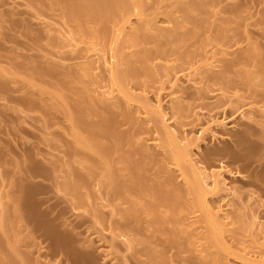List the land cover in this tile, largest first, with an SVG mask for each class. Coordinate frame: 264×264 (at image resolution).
<instances>
[{"label":"rangeland","instance_id":"1","mask_svg":"<svg viewBox=\"0 0 264 264\" xmlns=\"http://www.w3.org/2000/svg\"><path fill=\"white\" fill-rule=\"evenodd\" d=\"M133 1L95 18L91 6L71 17L72 0H0V264H213L218 254L219 264L264 262L255 243L264 242V83L241 75L264 72V0H139L143 10ZM112 53L139 101L112 82L103 62ZM144 99L162 103L171 132L208 170L224 167L233 190L214 188L207 201L229 213L230 251L209 244ZM241 137L253 154L239 152ZM19 182L34 189L23 212L13 206ZM157 190L179 202L174 216Z\"/></svg>","mask_w":264,"mask_h":264},{"label":"bare ground","instance_id":"2","mask_svg":"<svg viewBox=\"0 0 264 264\" xmlns=\"http://www.w3.org/2000/svg\"><path fill=\"white\" fill-rule=\"evenodd\" d=\"M74 3H73V6H72V4L68 7H66L67 9L66 10H68L67 12H69V15L71 16V17H78V16H80V15H83V11L84 10H86L85 9V6L87 7V6H91L92 7V9H91V11H90V15H92L93 17H98L99 15H102L103 13L104 14H111V13H109V12H116V10H123V11H125V12H127L129 9H130V6H132V0L129 2L128 0H72ZM129 2V3H128ZM134 3H133V5H134V7L136 6V8H139L140 10L142 9L143 10V1H139V0H134L133 1ZM143 4V5H142ZM72 6V7H71ZM201 6V5H200ZM199 5H197L196 7H200ZM138 9V10H139ZM88 12V11H87ZM142 12V11H141ZM103 14V15H104ZM186 16V18L189 20L191 17H190V15H188V14H186L185 15ZM83 26V25H82ZM80 28H82V27H80ZM83 29V28H82ZM86 31V30H85ZM86 32H88V31H86ZM141 34H142V32H141ZM125 36L126 35H124V38H125ZM123 38V37H122ZM130 39H132V40H134V42H139V41H142V40H144V39H147V38H144L143 36H135V35H133V36H131L130 37ZM75 45V44H74ZM147 53V52H146ZM100 57V56H99ZM115 58H116V56L112 53V55H110L109 57L107 56H104L103 57V62L105 63V65L107 66V70H108V72L110 73V75H112V78H111V80H113L112 82H115V84H117V90L120 92V90H121V92H123V96L125 95V98L127 97L129 100H134V101H136L137 100V98L139 97H136L135 95H133L132 94V92H129L128 91V88L126 87H124L125 86V84H124V74H122L121 72H120V70H119V68H118V66H116V62L117 61H115ZM95 60V59H94ZM113 61H115V62H113ZM92 62V61H91ZM85 64V66H83V69L86 71V72H88L89 70H91V69H93L92 68V64L91 63H84ZM95 64V63H94ZM94 67V66H93ZM263 68V67H262ZM132 69V68H131ZM132 70H134V69H132ZM262 70V69H261ZM42 71V70H41ZM53 71V70H52ZM44 72V71H43ZM91 72V71H90ZM89 72V73H90ZM263 72V71H262ZM260 73V74H256V73H251V72H245V73H243L242 72V78H243V80L245 81V82H247V83H249V84H254L253 82H252V80L253 79H255V77H257L258 76V78L257 79H255V80H258L257 82H259L260 84H262V83H264V72L263 73ZM47 73V72H46ZM45 73V74H46ZM54 73H55V71H54ZM87 74V73H86ZM41 75V74H40ZM49 75V74H48ZM52 75V74H51ZM90 75V74H89ZM260 77V78H259ZM255 82V81H254ZM255 83V84H258V83ZM111 85H112V83H110ZM115 84H114V86H115ZM110 85V86H111ZM263 85V84H262ZM118 88H120V89H118ZM116 89V88H115ZM116 90H114V88H112L111 87V90L110 91H108V92H106L105 94H106V98H109V97H107L108 95H110V97H112V95H113V93L115 92ZM117 91V92H118ZM120 92V93H121ZM104 93V92H103ZM104 94V95H105ZM122 94V93H121ZM80 95H82L83 96V94H80ZM103 95V94H102ZM81 96V97H82ZM84 97V96H83ZM82 97V98H83ZM140 98V97H139ZM104 99V98H103ZM146 99V98H145ZM144 99V101H143V103L145 104H143V103H141V104H143L144 105V107H146V106H148L147 108H149L148 110H150V113L151 112H153L154 114H158L159 115V119H160V123L162 124V126H163V132H165L166 133V135L164 134V139L163 140H165L164 141V145H165V147L166 148H168V151H170V153H171V155H172V157H173V159H174V161L176 162V164H178V166H180L182 169H183V175L185 176V180H187V183H188V192H189V194L190 195H192V197H193V203H194V206L196 207V209L198 210V211H201L202 212V217H203V219H204V222H205V226H206V232H207V240H208V242H209V244H211L212 245V247H215V249L216 250H218V252L219 251H223L224 250V252L226 253V251H230L229 249H227L228 247H226L227 245H226V242L227 241H225V238H224V236H225V229H224V227L226 226V225H228V222L226 221V220H228L229 219V213H227V210L226 209H222L221 208V206L218 208H215V207H212L211 205H209V203H208V201H207V195L210 193V191L212 190V189H214V188H219V189H225V188H227L228 187V184L223 180V177H222V169H224V167H220V169L218 170V171H213V170H208V168L201 162V160L199 159V157L198 158H194L193 157V152H191L192 150L190 149L191 147H190V142L189 141H186V142H184V141H182V140H180L179 141V139H178V136L175 134V133H173V132H171V130L169 129L170 127H168V124H166V122L167 121H165V118H164V116H165V112L166 111H164V107H162L161 106V104H158V105H151L150 104V102L149 101H146ZM105 100V99H104ZM107 100H109V99H107ZM133 101V102H134ZM137 101H139V100H137ZM142 101V100H141ZM86 103V102H85ZM159 103V102H158ZM87 105V104H86ZM89 105V104H88ZM82 107H84L83 105H81ZM90 106V105H89ZM244 106V105H243ZM90 108V107H89ZM92 108V107H91ZM90 108V109H91ZM92 111H94V110H92ZM147 112V111H146ZM93 113H97V112H93ZM244 115V114H243ZM79 116V115H78ZM157 116V115H156ZM83 119V118H82ZM157 119V118H156ZM96 120V119H95ZM77 121V120H76ZM75 121V122H76ZM82 121V120H81ZM97 123V122H96ZM87 124V123H86ZM94 124V123H93ZM112 124V123H111ZM81 125V124H80ZM89 126V125H88ZM91 126V125H90ZM94 126V125H93ZM96 129V128H95ZM94 129V130H95ZM162 129V128H161ZM97 131H100V130H98V129H96ZM103 130V129H102ZM92 131V130H91ZM90 131V132H91ZM111 131V130H110ZM94 132V131H93ZM99 133V132H98ZM103 134V133H102ZM105 134V133H104ZM96 135V134H95ZM94 134H93V137L95 136ZM97 136V135H96ZM77 138H79L78 136H76V139ZM248 138V137H247ZM80 139H82V138H79L78 140H77V142H81L82 143V141H80ZM248 139H250V138H248ZM89 141V140H88ZM85 141L83 140V143H84ZM239 142H240V145H241V151H239V152H246V154H247V156L248 155H251V154H253L254 152H255V148H254V145L252 144V143H250V142H248V140H246L245 138H243V137H241V139H239ZM88 145V144H87ZM192 145V144H191ZM257 145V144H256ZM240 147V146H239ZM101 148H102V145H101ZM199 148V147H198ZM259 149H260V147H259ZM167 150V149H166ZM103 153V152H102ZM105 153V152H104ZM234 153V152H233ZM258 153V152H257ZM261 153V152H260ZM195 154V153H194ZM240 154H242V153H240ZM196 155V154H195ZM236 155H238V158H241V155L239 156V154H236ZM243 156V155H242ZM247 156H245V157H247ZM245 159V158H244ZM243 159V160H244ZM234 160H235V158H234ZM242 160V159H241ZM239 161H240V159H239ZM248 163H249V161H248ZM105 164V163H104ZM110 165V164H109ZM27 168H30V167H27ZM104 169V168H103ZM128 169V168H127ZM29 171V170H28ZM27 171V172H28ZM30 173H39V170L37 169V168H34V167H32L31 166V168H30V171H29ZM104 172H107V176L109 177V179L110 180H113L112 178V173H113V169H111V166H107V164H106V169L104 170ZM130 172V171H129ZM42 173V172H41ZM41 173H40V175H41ZM43 173H44V171H43ZM47 174V173H46ZM37 175V174H36ZM25 176H27V175H25ZM28 177H29V174H28ZM75 178L76 179H78V180H82V178L78 175V174H75ZM222 178V179H221ZM26 179V178H25ZM24 179H22L21 180V182L23 181ZM21 182H19V184H20V186H19V184H18V187H20L19 188V190H18V192H17V194L16 195H14V197H13V206H19L20 207V210L19 209H17L16 207H15V211L17 212V211H22V210H26V206H27V204H28V199H29V197H31L30 195H31V193H33V191H31V187H28V188H30V189H27L25 186H21L22 185V183ZM24 185V184H23ZM22 187V188H21ZM65 187H67V188H70V189H72V191L73 190H77L78 189V185L77 184H74V183H69V182H66L65 183ZM160 188V187H159ZM18 189V188H17ZM227 189H230V190H233V188L231 189V186L229 187V188H227ZM32 190H34V189H32ZM156 190V189H155ZM175 190V189H174ZM179 190H181V189H179ZM183 191V190H182ZM77 192V191H76ZM75 192V193H76ZM156 192V194H154L153 196H154V198H156L157 200H164V201H167L168 199H169V201L171 202V203H169L168 204V209L170 210V212L173 214L174 213V208H176L177 207V205L179 204V202L178 201H175L174 199H170V196H169V193L171 192V191H169V193H168V195H167V193H165L164 195H162L163 193V191L161 192V191H159V192H161L162 194H161V196L158 194L159 192H158V190L157 191H155ZM158 192V193H157ZM36 193V192H35ZM166 196V197H165ZM31 199V198H30ZM172 200H174V201H172ZM169 201H167V203L169 202ZM178 203V204H177ZM133 205V204H132ZM155 205V204H154ZM152 203H151V205L150 204H148V205H146V210L148 211V212H153L154 213V215L155 216H157V213L155 212V206H154ZM135 206V205H134ZM18 207V208H19ZM140 207V206H139ZM6 208V207H5ZM134 209V208H133ZM138 210V209H137ZM174 210V211H173ZM6 211V210H5ZM9 211V210H8ZM14 211V210H13ZM7 212V211H6ZM23 212V211H22ZM25 212V211H24ZM31 212V211H30ZM29 212V213H30ZM3 213V212H2ZM25 213H27V212H25ZM222 213V214H221ZM15 214V216L16 215H19L18 213L16 214V213H14ZM129 214V213H128ZM152 214V213H151ZM176 214V213H175ZM175 214H173V216L175 215ZM1 215H5V214H1ZM153 215V214H152ZM20 216H22V214H20ZM155 216H154V218H155ZM17 217H19V216H17ZM158 217H159V215H158ZM158 217H156L155 219H154V224H156V223H161V221H164V220H162L163 218L162 217H160L161 219H159ZM171 217H172V215H171ZM20 218V217H19ZM165 218V217H164ZM168 218V217H167ZM2 219H4L3 218V216H2ZM0 220V221H4V220ZM181 219V218H180ZM225 220V221H224ZM43 221V220H42ZM151 221H153V218H152V220ZM150 221V223H152ZM165 222V221H164ZM180 222V221H179ZM230 222V221H229ZM1 223V222H0ZM4 222H3V224L1 223V225H3L4 226ZM153 224V223H152ZM0 225V226H1ZM40 225V224H39ZM160 225V224H159ZM257 225V224H256ZM42 228H44V232H46L45 233V235H47V236H50V237H52L51 235H53V234H51V231H53V230H51V228H49L48 226H44V225H40ZM261 226V225H260ZM158 227V226H157ZM161 228V227H160ZM6 229V228H5ZM257 229H259V228H257ZM186 230V229H185ZM43 231V230H42ZM227 231V230H226ZM191 232V231H190ZM194 232V231H193ZM259 232V231H258ZM54 233V232H53ZM174 233V232H173ZM192 233V232H191ZM230 233V232H229ZM55 234V233H54ZM55 235H57V234H55ZM174 235V234H173ZM193 235V234H192ZM262 235V234H261ZM49 237V238H50ZM54 237H58L57 239L58 240H60V242H61V239H59L60 237L59 236H54L53 235V238ZM175 237V236H174ZM173 236H172V238H174ZM258 238L257 239H259V240H261V238L259 237V236H257ZM256 238V237H255ZM175 239V238H174ZM191 239H193V238H191ZM257 239H256V244L259 242V245H256V247L257 248H261V245H264V242L263 241H257ZM64 240V239H63ZM177 240V239H176ZM191 241V240H190ZM193 241V240H192ZM196 242V241H195ZM58 243V242H57ZM65 243H66V241H65ZM64 243V241H63V243L61 242V246H62V248H66V245L68 244H65ZM227 244H228V242H227ZM13 245V244H12ZM15 245V244H14ZM60 245V244H59ZM204 245V244H203ZM65 246V247H64ZM68 246V245H67ZM253 246V245H252ZM255 246V245H254ZM247 247V246H246ZM14 248V247H13ZM69 248V247H68ZM227 249V250H226ZM245 249V248H244ZM199 250V249H198ZM204 250V249H203ZM226 250V251H225ZM207 251V250H206ZM259 252H260V250H258ZM212 254H213V252H211ZM216 253V252H215ZM247 253V252H246ZM218 253H216V255H217ZM215 255V254H214ZM249 255V254H248ZM207 256H209V255H207ZM211 256V255H210ZM219 254L217 255V256H211L212 257V260L211 261H213V264H219ZM247 256V255H246ZM238 258H239V256H238ZM246 259V258H245ZM210 260V259H209ZM208 260V261H209ZM247 261H248V263L249 264H264V262L262 263V262H259V260H251V259H247ZM12 262V261H11ZM15 263V262H14ZM29 263V262H28ZM247 263V262H246ZM6 264H8V263H6ZM12 264V263H11ZM19 264V263H18ZM23 264H25V263H23Z\"/></svg>","mask_w":264,"mask_h":264}]
</instances>
